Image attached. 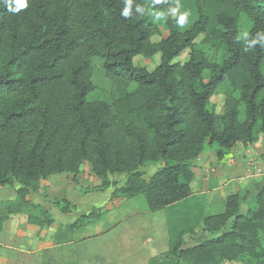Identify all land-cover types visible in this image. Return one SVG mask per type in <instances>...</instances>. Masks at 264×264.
<instances>
[{"label": "trees", "instance_id": "16d2710c", "mask_svg": "<svg viewBox=\"0 0 264 264\" xmlns=\"http://www.w3.org/2000/svg\"><path fill=\"white\" fill-rule=\"evenodd\" d=\"M7 2L0 0V187H17L0 202V228L15 213L52 225L27 195L53 174L77 182L86 163L104 189L109 175L125 172L118 193L143 195L150 211L182 203L194 194V163L206 147L221 160L264 139V0H193L190 24L182 27L178 12L158 44L154 13L180 11L183 0H27L19 11ZM199 36L218 51L215 60L194 48ZM185 49L189 58L174 61ZM156 52L153 70L134 64ZM93 58L112 83L111 103L88 98ZM219 89L220 113L210 103ZM154 163L146 181L139 167ZM247 197L230 194L211 214L201 200L185 204L179 223L168 225L166 255L178 264H264V185ZM55 202L62 212L75 208ZM86 217L68 227L82 228ZM198 228L211 236L183 247V235Z\"/></svg>", "mask_w": 264, "mask_h": 264}, {"label": "crops", "instance_id": "0c3cea01", "mask_svg": "<svg viewBox=\"0 0 264 264\" xmlns=\"http://www.w3.org/2000/svg\"><path fill=\"white\" fill-rule=\"evenodd\" d=\"M236 146L239 147L234 146L221 160L216 157L215 152H210L205 157L202 153L204 150L195 160L193 190L195 193L198 181L200 185L204 184L201 193L206 194L208 204L214 203L213 200L218 196V200L225 202L226 197L233 193L246 190L255 193L264 185L262 157L258 156L262 163L259 172V167L249 165L248 160V152L255 150V154L259 155L264 149L259 150L260 145ZM197 161L200 162L199 167L196 166ZM65 174L48 176L37 191L27 196L32 204L49 212L54 208L56 213L53 214L52 225L40 227L32 224L23 213L11 214L3 223L0 228V264H147L151 257L168 249L167 216L158 218L155 215V212L163 208L132 212L111 220L109 227L99 228L95 233L89 232V224L71 230L68 225L81 215L87 214L92 207L88 203V196L92 192H82V186L65 180ZM110 190L107 188L102 191L101 201L104 204L110 202ZM14 197L15 192L8 199ZM54 197L68 200L75 208L71 212H62L59 207L52 205ZM141 215L143 217L138 219ZM200 232L204 239L211 236L207 232ZM150 234L155 235V238L149 236ZM238 262L240 260L224 264Z\"/></svg>", "mask_w": 264, "mask_h": 264}, {"label": "rangeland", "instance_id": "374dc122", "mask_svg": "<svg viewBox=\"0 0 264 264\" xmlns=\"http://www.w3.org/2000/svg\"><path fill=\"white\" fill-rule=\"evenodd\" d=\"M178 12L188 13L187 19L182 25V27H187L190 24L193 16V0H183L182 9L180 11L172 9L169 12L159 11L154 13V18H153L154 23H157L160 25V27L161 26L162 27H161L160 35H155L152 37L153 43L158 44L162 39L168 36V30L164 28V24L165 22L168 21V19H175L178 15ZM202 39L203 37L199 36L194 41V48L196 50L203 52L210 60L212 61L215 60L218 57V51H216V49L210 46L208 43H204ZM189 53H190V49H185L178 57L174 59V61H179L182 63L185 62L189 58ZM160 58H161L160 52H156L151 58H146L141 55H138L134 58V64L136 66H143L148 70H153L160 63ZM92 81L95 85V88L88 95V98L90 100L103 99L106 102L111 103L112 83L110 79L105 75L102 60L98 58L92 59ZM224 100H225L224 91L223 89H219L218 92H216L211 97L210 103L215 107L217 112L220 113L223 110ZM255 145L261 146L259 150L264 149V139L260 136L259 140L255 143ZM235 147H239V146H235ZM210 152L211 153L215 152L214 147L208 146L204 149L202 153L206 157ZM248 155H249L248 160L250 162L249 165H253V167L255 168L259 167L257 168V171L258 169H262V163L258 159V156H261L264 162V152H260L259 155H256L254 150V152L252 153L248 152ZM196 163H197L196 166L199 167L198 164H200V162L197 161ZM159 165H160L159 163L146 164L139 167V170L144 173L143 178L147 181L149 180V178L151 177V175L154 173V171L157 169ZM65 175H66L65 180L73 182L71 174L66 173ZM125 179H126L125 172L116 173L108 176L107 188L111 189L110 202L109 204H104L101 201L103 198L102 191H104L107 188L104 189L102 187L103 184L102 180L95 177L90 172V167L87 163L83 165L82 173L78 176L77 182L74 183L82 186V190H81L82 192L83 191L92 192L88 196V203L92 204V207L88 209L89 212L85 214L88 215V217L84 219V221L86 222L85 225L89 224L91 226V230H89V232L95 233L99 228H107L109 227L110 225L109 223L111 222V220L114 221L116 219L121 218L122 216H127L132 212H136V211L143 212L148 210L146 200L143 195H138L136 197H125L121 193H118V189L122 187V185L125 182ZM40 186H42V184ZM16 187L17 185L14 184V185L5 186L4 188H0V202L9 200L8 199L9 196H11V194L14 195ZM203 187L204 184L200 185V182L198 181L195 186V193L192 195V197H190L188 200H185L182 203L170 206L167 209L163 208L162 210L155 212V215H157L158 218L162 217V215H166L168 219V225L174 226L177 223H179L180 221L179 214L180 211L183 208H185V204H193V203L200 204V200L201 203L205 205L204 207L205 214H211L222 211L225 202L222 200H218L220 199V197L218 196L215 200H213L214 203L208 204V198H206V194L201 193ZM248 191L249 190L240 191V194L247 193L248 194L247 201L249 202V200L251 199L254 193ZM227 193L228 191L226 190V194ZM56 200L57 198L55 197L52 199L53 206H57L60 208V206L64 205V203L62 204V202H60V204L56 203L55 202ZM246 206H247V202L243 205V208H245ZM50 212L49 215L51 217H53V214L56 213L54 208H52ZM80 214L81 213H79V215ZM142 217H143L142 215L138 216V219H141ZM80 236L81 235H78V237ZM149 236L155 238V235L153 234H150ZM156 237L159 238L158 235H156ZM203 239H204L203 234L200 232V230L196 229L193 233H187L183 235L182 246L189 247L200 243ZM166 252L167 250L157 253V255H155L156 262L154 264H178L175 259L166 255ZM230 264H248V263H246L245 260L241 259L240 262L238 263H230Z\"/></svg>", "mask_w": 264, "mask_h": 264}, {"label": "clouds", "instance_id": "9594fccd", "mask_svg": "<svg viewBox=\"0 0 264 264\" xmlns=\"http://www.w3.org/2000/svg\"><path fill=\"white\" fill-rule=\"evenodd\" d=\"M15 4L17 5V7L15 9H13L11 7L12 4ZM10 11H19L20 9L22 8H26L27 7V0H8L7 2V5H6ZM138 11H140L141 9L140 8H137ZM122 15H124L125 17H127L129 15V8L126 7L122 13ZM187 16H188V13L185 12V13H182L180 16H179V19H178V23L180 25H183L184 22L186 21L187 19Z\"/></svg>", "mask_w": 264, "mask_h": 264}]
</instances>
